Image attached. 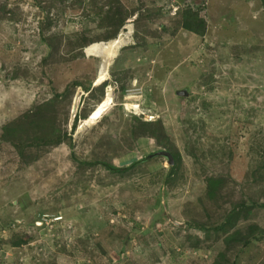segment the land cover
I'll return each instance as SVG.
<instances>
[{
    "label": "rangeland",
    "instance_id": "1",
    "mask_svg": "<svg viewBox=\"0 0 264 264\" xmlns=\"http://www.w3.org/2000/svg\"><path fill=\"white\" fill-rule=\"evenodd\" d=\"M54 1L0 0V138L50 101L71 138L35 160L0 139V264H264L263 1L200 0L165 38L179 0H127L153 11L106 58L80 42L116 40L117 0Z\"/></svg>",
    "mask_w": 264,
    "mask_h": 264
},
{
    "label": "trees",
    "instance_id": "2",
    "mask_svg": "<svg viewBox=\"0 0 264 264\" xmlns=\"http://www.w3.org/2000/svg\"><path fill=\"white\" fill-rule=\"evenodd\" d=\"M60 1L61 3L63 2V0ZM262 1L264 3V0ZM47 2L49 9L47 12L50 15L51 9L56 2L54 0H47ZM178 2L180 4L179 7L182 9V11L178 13V18L172 22L171 26H163L161 28V31H164L165 38H172V35L177 34L180 29H184L188 32L194 31L195 22L201 14L200 9H198V6L202 3L201 1L179 0ZM143 6L144 4H141L139 1H135L133 4H130L127 0H117V3L107 15V26L110 27V30L105 34L104 41L116 39L127 21L135 16H137V20H135V22L138 30L141 19L145 16H150L151 11H153L151 6L148 5L149 12L146 13ZM146 27L152 28L151 23H148ZM69 41L75 40L72 38L69 39L66 45L69 44ZM97 41L99 40H93V42H80V49H83L84 47ZM107 84L108 81H104L96 88L101 89L100 93L104 94L103 92L106 89ZM84 91L85 93H88V96H90L93 89L86 87ZM90 113H77L74 122V129H76L80 120L86 121L89 118ZM60 115L61 111L58 108L57 102L50 101L43 103L9 124L8 127L4 129L0 139H2V142H7L17 148L20 153V157L23 158V160L26 158L28 160H35L32 156L26 155V152L32 149L40 150L42 148L50 147V145L56 146L64 139H71L67 136L68 132L66 130L65 132H62L56 128L62 124ZM25 135H27V138ZM152 157H147L145 160L151 161L153 160ZM104 165L110 170H114L116 172H125L137 167V164H135L133 166L131 165L129 168L119 169L110 167L109 164ZM220 235L221 233L217 231L216 238L219 239ZM25 242H27L26 238ZM222 256L225 257V255Z\"/></svg>",
    "mask_w": 264,
    "mask_h": 264
},
{
    "label": "bare ground",
    "instance_id": "3",
    "mask_svg": "<svg viewBox=\"0 0 264 264\" xmlns=\"http://www.w3.org/2000/svg\"><path fill=\"white\" fill-rule=\"evenodd\" d=\"M131 34H132V26L129 25L128 32L126 35L127 38L124 40L126 42V45L128 44V40L131 38ZM122 43H123V40L113 41L112 43H109V44L106 42L94 43V44H91V46H89L86 49V54L88 56H98L100 58H106L114 54L115 53L114 49L120 48L122 46ZM105 70H106V67L102 66V70H101L102 76L104 75ZM100 82H102V79L100 80ZM100 84L96 83L95 86L97 87ZM112 104H113L112 92L110 89H108L106 98L99 104V106L94 111H92L89 118L85 121V124L91 125V124L96 123L98 120H100L105 115V113L109 110Z\"/></svg>",
    "mask_w": 264,
    "mask_h": 264
},
{
    "label": "water",
    "instance_id": "4",
    "mask_svg": "<svg viewBox=\"0 0 264 264\" xmlns=\"http://www.w3.org/2000/svg\"><path fill=\"white\" fill-rule=\"evenodd\" d=\"M103 66H105V65H103ZM84 125H85V123H84ZM86 126H87V125H86ZM164 155L168 156V158H169V162H170V163L173 162V158H172V156H171L170 154L165 153Z\"/></svg>",
    "mask_w": 264,
    "mask_h": 264
},
{
    "label": "clouds",
    "instance_id": "5",
    "mask_svg": "<svg viewBox=\"0 0 264 264\" xmlns=\"http://www.w3.org/2000/svg\"><path fill=\"white\" fill-rule=\"evenodd\" d=\"M191 1H200V0H191ZM199 8V7H198ZM124 39V37H123V35H121L118 39H116L115 41H117V40H121V39ZM90 46V45H89ZM125 46V45H124ZM120 48H122V47H120Z\"/></svg>",
    "mask_w": 264,
    "mask_h": 264
},
{
    "label": "built area",
    "instance_id": "6",
    "mask_svg": "<svg viewBox=\"0 0 264 264\" xmlns=\"http://www.w3.org/2000/svg\"><path fill=\"white\" fill-rule=\"evenodd\" d=\"M126 38H122L121 40H123V43H122V46L121 47H123L124 45H126V42L124 41Z\"/></svg>",
    "mask_w": 264,
    "mask_h": 264
}]
</instances>
